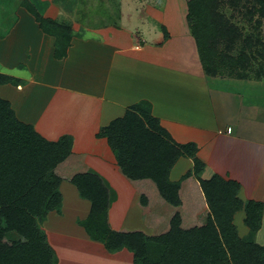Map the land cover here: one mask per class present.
<instances>
[{"label":"crops","instance_id":"1","mask_svg":"<svg viewBox=\"0 0 264 264\" xmlns=\"http://www.w3.org/2000/svg\"><path fill=\"white\" fill-rule=\"evenodd\" d=\"M27 1L44 18L70 24L73 35L65 56L57 58L55 37L43 32L19 3L14 24L0 32V69L17 68L26 75L7 74L19 82L0 84V96L20 121L31 124L45 139L72 137V152L108 188V220L113 229H133L142 221L138 194L119 173L106 140L96 134L142 100L150 103L152 115L175 142L197 144L198 158L206 170L211 167L207 178L218 174L235 180L241 185V199L264 204V113L236 95L206 88L195 41L177 7L163 12L155 0ZM161 27L166 29L165 37ZM223 141L231 158L221 154ZM189 161L179 158L170 179L178 180L186 167L172 179L177 164L186 162L184 167ZM68 189L75 203L72 209L66 211L65 200L63 215L51 212L42 224L58 264H107L109 253L76 222L87 216L89 202L75 188ZM65 213L71 221H66ZM263 217L264 211L262 221ZM65 222L68 232H62ZM60 248L69 249V256ZM109 255L132 264L126 249Z\"/></svg>","mask_w":264,"mask_h":264},{"label":"trees","instance_id":"2","mask_svg":"<svg viewBox=\"0 0 264 264\" xmlns=\"http://www.w3.org/2000/svg\"><path fill=\"white\" fill-rule=\"evenodd\" d=\"M254 1L264 19V0ZM220 2L187 0L188 30L207 76L214 74L219 61L226 67L250 62L243 52L236 59L218 53V45L224 42L231 51L238 38L219 12ZM20 3L43 32L55 37V56L64 57L71 30L44 18L29 1ZM161 30L165 37V27ZM18 82L0 73V84ZM96 137L106 140L119 173L136 190L144 228L113 229L108 220V188L72 152V137L45 139L31 124L20 121L0 96V264H58L42 224L49 213L61 214L63 181L90 204L87 216L76 221L87 237L108 253L126 249L132 264H264V246L254 240L264 204L241 199V185L235 180L218 174L201 178L205 164L197 156L196 144L175 142L152 115L148 101L128 107L122 117L102 126ZM181 157L190 164L173 181L170 172ZM202 211L204 221L197 218ZM239 211L244 214L246 236H240L234 224Z\"/></svg>","mask_w":264,"mask_h":264},{"label":"rangeland","instance_id":"3","mask_svg":"<svg viewBox=\"0 0 264 264\" xmlns=\"http://www.w3.org/2000/svg\"><path fill=\"white\" fill-rule=\"evenodd\" d=\"M22 0H0V32H6L11 28V25L14 24L16 19V6L21 2ZM148 0H146L147 2ZM157 2V8L162 9L163 12L165 10H171L173 7L178 8L181 12V16H184V19L186 21V14H187V0H155ZM254 0H221L220 5L218 7L219 12L222 14L226 20H228L229 25H232L236 32L238 33L237 42H235V45L231 48L232 50H228L226 48V43L222 42L220 45L217 46L218 53L225 54V55H232L234 59H236L240 53L243 52V54H246L250 58V62L248 65L241 67H233V66H223L222 61L217 62V69L215 70L214 74L211 76H207L204 71V79L206 88H213L216 90L228 92L230 94L236 95L238 99H241L242 103L245 105H255L257 106V111L264 113V19L259 15L257 12V5H255ZM56 21V20H55ZM59 24L63 26H67L71 30V36L73 35V29L70 24L64 23V22H58ZM187 23V22H186ZM141 25V22L138 23ZM240 35V36H239ZM251 39L250 47H248L246 39ZM256 40H259L257 42ZM70 45V43H69ZM6 48V47H5ZM3 48V52L7 55H9L7 50ZM198 61L200 63V60L198 58ZM5 74H19L25 76L26 73L24 70H19L17 68L15 69H0ZM203 70V69H202ZM164 71L167 72V70L164 69ZM236 113V111H234ZM225 130V126H224ZM224 136V135H222ZM222 140H226L225 138H221ZM193 142V141H190ZM188 143V142H187ZM195 143V142H194ZM196 144V143H195ZM212 144V143H210ZM223 144V145H222ZM220 146L221 148V154L224 152L228 153V157L231 158V150L228 148L229 146H224L227 144L226 141H223ZM197 146V144H196ZM212 151V150H211ZM210 152V151H208ZM224 157L226 158V154H224ZM187 161V160H182ZM186 162H180L177 164L171 178L174 179L176 173H178L181 169V171L187 166L183 167V164ZM211 169V167H209ZM209 169H205L201 174V177L203 179L207 178L209 174ZM255 172V171H254ZM177 178V176H176ZM228 179V178H226ZM74 189L71 184L64 181L63 186L61 187V192L63 194V202L66 200V211L70 208L72 209L74 201L70 198L69 189ZM75 191V189H74ZM68 197V199H67ZM75 204V203H74ZM72 207H71V206ZM75 206V205H74ZM69 212V210L67 211ZM63 215V213L61 212ZM66 214V213H65ZM206 212L202 211L198 214L197 218L199 220L205 219ZM243 212L239 211L234 216V224L237 228L238 234L240 236H246L248 233V230L246 226L243 223ZM66 221H71V216L66 214ZM67 226H65L62 230V232H68L69 231V222H65ZM51 223L49 227H51ZM64 226V225H63ZM68 228V229H67ZM134 228H144V223L140 221ZM59 230V229H58ZM148 231V230H147ZM59 238L61 239V235L58 234ZM69 236V235H67ZM254 240L264 245V217L263 221H261V228L258 233L255 234ZM101 244V243H100ZM74 245V244H72ZM102 245V244H101ZM103 246V245H102ZM74 248H77V250H83L78 247V245H74ZM61 252L64 253V255L67 253L69 256V249L68 251H65L61 249ZM105 250V248H104ZM83 252V251H82ZM102 252L99 251V254ZM108 254V253H107ZM110 254V253H109ZM108 254L107 264H128V260H119V258L111 257ZM114 254V253H111ZM116 254V252H115ZM102 256V255H100ZM113 258L110 260V257ZM100 259V257H99ZM117 261V262H116Z\"/></svg>","mask_w":264,"mask_h":264},{"label":"built area","instance_id":"4","mask_svg":"<svg viewBox=\"0 0 264 264\" xmlns=\"http://www.w3.org/2000/svg\"><path fill=\"white\" fill-rule=\"evenodd\" d=\"M228 132H230V128H228V130H227Z\"/></svg>","mask_w":264,"mask_h":264}]
</instances>
